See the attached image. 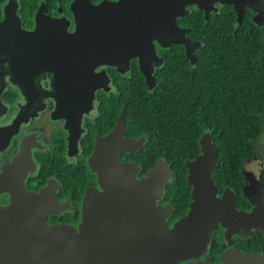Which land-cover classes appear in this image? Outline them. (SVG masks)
<instances>
[{"label":"water","instance_id":"obj_1","mask_svg":"<svg viewBox=\"0 0 264 264\" xmlns=\"http://www.w3.org/2000/svg\"><path fill=\"white\" fill-rule=\"evenodd\" d=\"M217 3L232 6L238 23L248 8L255 13L254 22H264L261 0H105L97 6L89 0H75V32L66 37L46 36L43 21L32 34L22 30L10 3L0 23V62L17 81L30 79L44 69L51 71L60 80L59 87L66 91L67 85L75 83L84 71L88 83L95 68L115 66L124 74L131 59L138 58L148 88L154 89L155 70L163 64L155 41L162 48L184 46L187 58L195 64L199 43L187 36L188 31L179 27L177 19L189 14L187 7L196 6L208 20L213 11L217 12ZM102 85L96 84L97 88ZM90 89L93 91L92 86ZM125 114L123 110L110 143L116 142L122 154L134 153L144 142L123 139ZM200 147L201 154L186 164L187 180L193 188L190 210L173 228L167 226L172 209L157 205L168 180L175 179L169 162L159 160L140 182L136 181L139 166L118 158L105 163L99 152L92 166L96 172L111 175L110 185L105 194H88L78 230L47 225L44 202L28 193L16 194L9 207L0 208V264H180L201 257L210 233L219 224L230 233L255 229L262 234V163L245 164L244 195L253 209L238 211L231 190L218 196L219 186L212 177L218 148L209 134L200 139ZM242 260V264H257L258 258L242 255Z\"/></svg>","mask_w":264,"mask_h":264},{"label":"flooded vegetation","instance_id":"obj_2","mask_svg":"<svg viewBox=\"0 0 264 264\" xmlns=\"http://www.w3.org/2000/svg\"><path fill=\"white\" fill-rule=\"evenodd\" d=\"M89 1L97 6L105 0ZM74 2L75 0H0V23L5 18L6 6L12 3L20 26L26 33L36 32L39 21H43L46 24V36L66 37L76 30L72 10ZM222 6L224 4H215L217 11ZM187 10L191 12L189 7ZM182 17H178L177 24L188 31L189 37L190 29L179 22ZM155 45L158 58L164 61V53L176 44L162 48L155 41ZM138 70L140 71L138 58L131 59L129 70L124 74L115 66L102 65L94 69L91 81L87 83L84 71L64 91L58 85L60 80L51 71L44 69L30 79L19 78L17 81L16 77V80L11 77L6 64L0 62V208L9 207L16 194L28 193L44 202L42 210L45 212L47 225L78 230L84 219L88 194H105L110 185L109 173L101 174L93 169L92 165L99 152L105 163L118 158L123 163L139 166L136 181H143L156 164L145 172L146 165L154 160L151 156L146 164L138 158L146 145L147 137L139 136L135 127L128 124V111L122 104L123 92L134 90L137 87L135 79L141 81L140 77H144L141 71V76L139 75ZM144 79L146 84V78ZM99 82L104 85L97 88L96 84ZM123 110L126 111L122 120L126 129L123 139L135 142L144 140L141 149H136L134 153L122 154L116 142L110 144L111 137L121 122ZM159 160L165 159L157 156L156 163ZM254 161H261L262 167L264 166L261 153L245 161L241 172L243 188L247 183L243 173L245 164ZM98 162L104 163L102 160ZM174 175L175 179L168 180L157 202L158 206L172 209V214L167 217L169 228H173L175 223L188 214L192 202L191 199L186 214L176 213L173 204L165 196L168 185L176 180V174ZM226 189L231 190L236 197V210L250 212L253 209L249 199H241V195L230 188L221 190L219 186L218 196L221 197ZM192 190L191 186L190 196ZM262 194L264 202V188ZM242 255H255L258 258L257 264H264V232L258 234L252 229L251 232L242 230L230 233L219 224L210 233V241L201 257L180 264L199 261L210 264H242Z\"/></svg>","mask_w":264,"mask_h":264},{"label":"trees","instance_id":"obj_3","mask_svg":"<svg viewBox=\"0 0 264 264\" xmlns=\"http://www.w3.org/2000/svg\"><path fill=\"white\" fill-rule=\"evenodd\" d=\"M261 3L264 8V0ZM189 8L179 22L199 43L197 62L191 63L182 45H173L156 69L154 89L146 86L138 70L142 80L135 79L137 87L123 92L122 102L128 124L147 137L138 158L146 164L154 158L145 172L158 156L176 174L165 196L178 215L186 214L191 201L186 162L201 154L205 134L218 148L215 183L221 190L237 191L241 199L246 198L241 174L245 161L257 153L264 157V22H254L250 8L241 23L229 5L208 20L197 7Z\"/></svg>","mask_w":264,"mask_h":264},{"label":"rangeland","instance_id":"obj_4","mask_svg":"<svg viewBox=\"0 0 264 264\" xmlns=\"http://www.w3.org/2000/svg\"><path fill=\"white\" fill-rule=\"evenodd\" d=\"M261 146H262V143H261ZM256 156V155H255ZM255 162V161H254ZM261 162V161H260ZM262 163V162H261ZM247 164V163H246Z\"/></svg>","mask_w":264,"mask_h":264}]
</instances>
